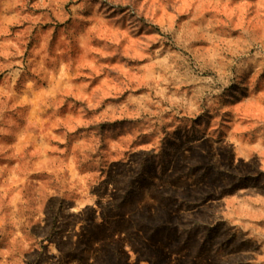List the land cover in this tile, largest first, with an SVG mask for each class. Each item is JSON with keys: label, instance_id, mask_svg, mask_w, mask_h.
<instances>
[{"label": "rangeland", "instance_id": "374dc122", "mask_svg": "<svg viewBox=\"0 0 264 264\" xmlns=\"http://www.w3.org/2000/svg\"><path fill=\"white\" fill-rule=\"evenodd\" d=\"M0 264H264V0H0Z\"/></svg>", "mask_w": 264, "mask_h": 264}]
</instances>
